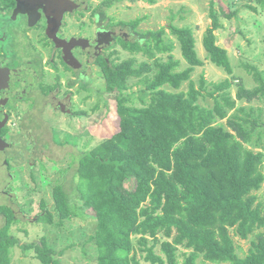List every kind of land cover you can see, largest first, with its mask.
I'll return each mask as SVG.
<instances>
[{
  "label": "trees",
  "instance_id": "16d2710c",
  "mask_svg": "<svg viewBox=\"0 0 264 264\" xmlns=\"http://www.w3.org/2000/svg\"><path fill=\"white\" fill-rule=\"evenodd\" d=\"M248 1L255 3L248 6L253 11L264 12V0ZM113 2L105 0L104 4L109 7ZM221 14L231 17L234 12L217 10L215 0H210L211 23L203 35V47L210 62L232 74L228 50L217 44ZM138 22L118 23L135 27ZM171 31L188 67L181 70L172 54L165 62L156 61L157 72L146 79V90L137 98L140 107L134 105V93L125 94V90L129 77H141L150 65L142 63L132 69L134 57L120 63L97 57L106 91L116 94L119 129L77 158L72 183L80 202H74L64 185L54 187L57 224L74 217L90 218L96 230L87 242L98 249L97 264H141L134 236L151 264H195L200 254L215 264H264V202L258 201L256 193L264 182V153L246 146L264 122L258 116H228L237 101L264 97V72L247 66L256 85L247 88L239 82L236 98L228 91L232 85L228 79L210 84L202 75L195 86L191 72L203 61L197 55L193 32L176 26ZM163 34L164 28L148 31L141 35L149 36L143 43L121 39L120 45L130 54L143 52L152 58L156 52L174 49ZM187 80V91H177ZM166 84L175 90L167 91ZM200 97L213 98V107L200 104ZM240 111L245 113L244 108ZM224 119L221 125L219 120ZM0 215L5 219L0 228V264H12L11 249L17 240L8 229L16 217L6 204L0 205ZM54 218L46 209L37 219L52 224ZM250 235L255 238L240 256L236 237L246 240ZM180 246L190 250L182 254V261ZM24 248L33 249L41 264H58L45 237Z\"/></svg>",
  "mask_w": 264,
  "mask_h": 264
},
{
  "label": "rangeland",
  "instance_id": "374dc122",
  "mask_svg": "<svg viewBox=\"0 0 264 264\" xmlns=\"http://www.w3.org/2000/svg\"><path fill=\"white\" fill-rule=\"evenodd\" d=\"M112 1H114L112 5L106 7L105 0H89V9L81 14V30H88L87 36H91L94 32L93 26H91L93 23L98 29L105 27L108 22L116 24L120 21L139 20L135 27L129 24L124 27V32L129 34L130 39L140 40L143 43L149 38V36L142 37L143 33L155 32L164 28L163 39L174 44L172 51L156 52L152 58L143 52L130 54L122 49L119 42L110 43V47L105 50V56L114 63L134 57L135 63H133L132 69H138L142 63L150 65L151 68L144 71L141 77L135 76L128 79V88L125 90V94L134 93L132 100H134L135 106H141L137 98L142 90H146V79H151L158 70L156 61L165 62L172 54L175 60L180 61L181 70L188 67L183 59L179 42L171 31L172 26L190 28L193 32L197 55L203 61L202 66L195 67L191 72V80L194 81L195 86H199L202 75L210 84L228 79L232 81L228 91L233 98H236L239 82L247 88L256 85L252 74L248 73L247 66L264 72V12H255L248 7L255 6L254 2L215 0L217 10L221 8L226 14L234 12L231 17H225L223 14L219 16L222 27L215 32L217 44L228 50L233 73L227 74L222 68L208 60L203 47V35L211 23L210 0H153L151 3L148 0ZM102 11L103 13H101ZM218 12L220 13V11ZM88 20L92 21L90 26H88ZM84 58V55L80 56L83 62ZM81 68L86 73L81 74L75 82L74 89L78 88L75 95L78 96L70 117L61 115L58 119V116L53 117L49 113L47 114L49 118H46V113H29L28 115L37 114L38 122H40L38 123L39 127L33 124L37 127L34 128V131H29V128H27L28 131H23L14 126V130L10 133V140L14 148L7 149V153L14 165L11 171L13 177L9 178L4 174L5 178H0V205L6 204L11 207L16 217L8 229V233L17 240L16 245L11 249L12 264H41L36 257V252L31 248L25 249L24 247L25 244L40 242L43 237H45L48 248L52 251L53 260L58 264H97L98 249L92 241L87 242L96 230L94 222L90 218L83 220L74 217L66 219L62 225L57 224L58 218L53 198L54 187L57 184H62L71 192L74 202H80L75 196V183H72V175L78 164L77 158L83 152L93 148L97 142L110 137L119 129L116 94L106 91L101 68L92 66L91 69L85 63H81ZM189 82V80L183 82L181 87L176 90L187 91ZM163 88L167 91L175 90L167 84L163 85ZM198 102L209 108L214 105V99L211 97H200ZM240 108H244L245 113H242ZM234 115H241L248 119L258 116L264 122V97L251 102L237 101L236 107L228 112V116L233 117ZM23 122L30 125L27 124L26 117L21 125ZM225 122L226 119L219 120L221 125ZM263 128L261 127L255 133L253 140L246 146L254 151L264 153ZM260 131L262 133L257 136L256 134ZM3 189L8 194L3 193ZM256 193L258 201L264 202V182ZM42 203L45 204L44 208ZM46 209L55 214L52 224L37 219ZM4 224L5 219L0 215V228ZM254 238L255 235H250L246 240L236 237V243L240 246L237 252L240 256L247 253ZM137 239L138 236L132 238L135 246L134 251L137 250V259L141 264H151L145 260L146 252H142L138 248ZM152 242L149 239L148 244L151 245ZM155 251L156 253L160 252L159 245L155 247ZM188 251L190 250L180 246L179 260L182 261V254ZM202 257L200 254L195 264H215L204 261Z\"/></svg>",
  "mask_w": 264,
  "mask_h": 264
},
{
  "label": "flooded vegetation",
  "instance_id": "af4514ba",
  "mask_svg": "<svg viewBox=\"0 0 264 264\" xmlns=\"http://www.w3.org/2000/svg\"><path fill=\"white\" fill-rule=\"evenodd\" d=\"M88 2L60 13L63 0H0V178L13 177L7 149L14 148V126L23 131L39 127L37 114L29 113L70 117L78 96L75 82L86 73L81 63L100 67L96 59L109 60L105 50L110 43L130 39L126 25L108 22L96 29L90 20L94 32L87 36L81 14L89 9ZM25 117L31 126L21 125Z\"/></svg>",
  "mask_w": 264,
  "mask_h": 264
},
{
  "label": "water",
  "instance_id": "95a60500",
  "mask_svg": "<svg viewBox=\"0 0 264 264\" xmlns=\"http://www.w3.org/2000/svg\"><path fill=\"white\" fill-rule=\"evenodd\" d=\"M85 0H63V4L60 5V13L67 11V9H72V7H78L80 4L84 3Z\"/></svg>",
  "mask_w": 264,
  "mask_h": 264
}]
</instances>
